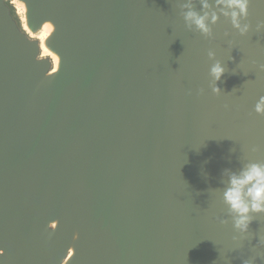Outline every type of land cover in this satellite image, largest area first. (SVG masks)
<instances>
[{
    "label": "water",
    "instance_id": "obj_1",
    "mask_svg": "<svg viewBox=\"0 0 264 264\" xmlns=\"http://www.w3.org/2000/svg\"><path fill=\"white\" fill-rule=\"evenodd\" d=\"M180 2L0 0V264L251 255L264 216L238 245L221 192L225 169L264 161V2L247 35L221 16L211 39Z\"/></svg>",
    "mask_w": 264,
    "mask_h": 264
},
{
    "label": "clouds",
    "instance_id": "obj_2",
    "mask_svg": "<svg viewBox=\"0 0 264 264\" xmlns=\"http://www.w3.org/2000/svg\"><path fill=\"white\" fill-rule=\"evenodd\" d=\"M264 2V0H261ZM250 0H199V10L193 0H181L179 3L180 15L188 30H195L205 38H213L212 26L217 24L223 16L229 20L232 27L241 35H247L252 26L243 22L248 18ZM257 33L264 32V21H259L255 28ZM225 36L229 33L225 32ZM210 60H215V52L208 51ZM260 71H264V64H259ZM225 66L219 61L211 65L209 75L210 87L214 94L222 93L217 82L224 75ZM201 92L203 89L200 90ZM189 94L191 92L189 91ZM225 107H228L225 105ZM255 112L264 114V97L255 106ZM258 147L253 146L252 152H257ZM226 185L221 192V200L227 209L233 230L238 234L233 240L239 245L241 241H251L253 234L249 232V225L256 216H264V161H248L237 172L225 169ZM221 223H228V219H221ZM255 246L250 248L251 255L243 259L242 264H255L257 256L264 258V233H258ZM240 249L236 247L233 250ZM232 250V251H233Z\"/></svg>",
    "mask_w": 264,
    "mask_h": 264
}]
</instances>
